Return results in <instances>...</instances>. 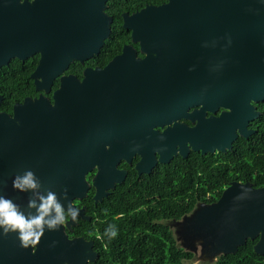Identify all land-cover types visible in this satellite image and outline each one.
Wrapping results in <instances>:
<instances>
[{
  "label": "water",
  "instance_id": "95a60500",
  "mask_svg": "<svg viewBox=\"0 0 264 264\" xmlns=\"http://www.w3.org/2000/svg\"><path fill=\"white\" fill-rule=\"evenodd\" d=\"M107 1L0 0V68L12 59L39 54L31 77L38 90L48 91L73 60L99 53L111 32ZM125 19V27L141 41L144 59L125 48L81 83L72 84L70 76H62L53 102L42 95L27 97L14 105V117L0 112V195L17 204L25 216L36 214V208L28 207L29 200L38 207L40 197L49 192L65 210L69 204L76 207L73 200L82 199L89 187L84 173L95 165V201L107 197L125 173L106 166L105 141L118 152H126L124 144L138 149L142 158L136 168L142 174L156 165L155 151L161 163L178 155L186 158L190 150L227 152L239 136L253 132L248 125L260 112L251 101L264 100V0H169ZM141 86L148 91L145 99H137V93L132 99L122 92H106ZM198 103L228 111L206 120L194 111L197 126L180 124L177 119ZM171 122L173 126L161 133L153 130ZM9 152L27 154L21 167L12 168L20 169L21 177L33 172L37 183L19 197L6 189ZM83 213L79 209L86 219ZM167 221L166 225L179 227L173 233L176 240L183 239L180 247L195 253L199 244L207 260L236 253L259 234L254 251L264 254V186L233 182L217 201L198 202L191 213ZM74 223L70 217L58 231L45 226L39 243L28 248L21 246L17 233L3 234L0 229V264L96 261L92 241L69 238L65 227Z\"/></svg>",
  "mask_w": 264,
  "mask_h": 264
},
{
  "label": "trees",
  "instance_id": "16d2710c",
  "mask_svg": "<svg viewBox=\"0 0 264 264\" xmlns=\"http://www.w3.org/2000/svg\"><path fill=\"white\" fill-rule=\"evenodd\" d=\"M36 64L37 55L26 60L12 59L8 66L0 68V94L10 102L30 95L34 90L31 73ZM254 125L258 128L256 139L238 138L234 152L221 153L218 161L211 154L193 153L188 159L178 156L166 172L118 185L116 196L101 206L105 220L100 222L98 257L88 264H186L191 260L194 253L178 245L173 230L164 221L181 219L198 202L217 201L228 177L227 167L233 165L228 163L233 153L234 168L246 166L243 177H248L254 187L264 186V117L255 120ZM153 190L159 197H153ZM209 191L216 192V196L208 198ZM118 213L123 214L116 216ZM109 225L117 230L115 238L104 235ZM213 264H264V255L256 253L249 240L236 253L220 255Z\"/></svg>",
  "mask_w": 264,
  "mask_h": 264
},
{
  "label": "flooded vegetation",
  "instance_id": "af4514ba",
  "mask_svg": "<svg viewBox=\"0 0 264 264\" xmlns=\"http://www.w3.org/2000/svg\"><path fill=\"white\" fill-rule=\"evenodd\" d=\"M169 0H108L106 3L105 12L108 16L112 18L111 22V32L109 37L105 40L104 45L101 47L98 54H94L93 56L86 58L84 60L75 59L73 60L68 68L58 76H56L52 82L50 83V89L47 91L45 88H42L38 90L36 87L35 80L31 77L32 81V87L34 88L33 91H31L30 95H25L23 99L21 100H14L13 102H10V100H6V97L3 94H0L2 96V99L0 100V112H4L9 117H14L15 113L13 111L14 105L16 103L23 102L25 98L31 97V98H38L40 95L45 96L49 98L52 102L54 101L53 96L57 89L60 88L61 85V77L62 76H70L73 79V83H81L84 81V78L88 73H90L94 69H104L107 67V65L117 56L121 55L125 48L129 49L130 52L135 53V57L137 59H144L146 57V53L142 51L140 40L134 39L133 35V29L125 27V18L130 17L134 15L135 13H138L142 9L146 8L147 6L152 5H161L167 3ZM105 48L106 50L103 52L102 49ZM37 55V65L39 64L40 55ZM34 55V56H36ZM10 64V63H9ZM8 66V65H7ZM35 67V69H36ZM2 68V67H1ZM33 70V72L35 71ZM32 72V73H33ZM31 73V74H32ZM145 75L144 72L141 71V76L143 77ZM148 75V74H147ZM42 77L40 76V81ZM43 80V79H42ZM44 84V80L41 81ZM9 84V82H8ZM9 86V85H8ZM10 87V86H9ZM73 93H75V88L72 90ZM107 93H114V92H122L125 93V97L134 99V94L137 93L136 98L145 99L147 97L148 91H145L143 89V86L137 87V88H127V89H112L107 90ZM132 94L131 96H129ZM251 105L255 106V109L260 112L259 116L251 121L248 125V129L253 130V132L248 137H242L247 139V141H254L256 139V134L258 132L257 126L254 125V121L257 120L260 117H264V100L254 102L251 101ZM197 111L200 112L199 115L203 116L204 120L209 118H216L220 116V114L223 111H228L222 106L214 107L211 104H205V103H198L188 108L187 113L185 116H181L177 119V121L180 124H183L187 127H195L199 123V118L197 116H191V113ZM173 126V122L171 123H164L161 126H154L153 130L161 133L168 127ZM239 136L238 138H240ZM237 138V139H238ZM236 139V140H237ZM235 140V141H236ZM123 145V144H122ZM126 147V152H118L114 145L111 143L105 141L103 144L105 148V156L103 158L104 162L107 163L106 166L113 165L118 172L125 173L123 176V179L120 183H116L115 187L109 190V194L107 197H104L102 201H95V193L96 189L92 185L95 177L98 173V165H95L92 169L86 171L84 173V177L86 182L89 184V187L87 189V194L82 198H76L73 200V203L75 204L76 208L78 209H84V216L87 218L84 219L81 215L78 216V218L75 220V223L71 225L70 228L65 227V231L67 232L69 238H75V237H82L87 241L93 242V248L98 253L97 248L99 247L102 239V229H101V223L105 220V213L101 212V206L103 207V203L109 199L114 198L116 196L117 186L126 184L127 182L131 183L132 181H138L141 178L146 177L147 175H157L158 172L161 171H168V167L170 166L171 161L180 156H175L170 162L168 163H161L159 159V154L157 151L154 152L155 157H157L156 165L151 169L150 173H142L139 174L138 170L136 168L137 164L141 161L142 155L140 154L138 149H134L133 147L130 148L129 145L124 144ZM234 145V143H233ZM121 147V146H120ZM112 151V153H110ZM233 151V147L231 150L227 151L230 152ZM227 152H215V153H207V154H201L200 152H195L190 150L188 153V156L184 159H188L193 153H199L201 156H207L208 154L214 155L215 157H212V159L215 158L216 161L219 160L221 153H227ZM234 152V151H233ZM35 156V155H34ZM27 154L25 155L23 152H9L7 154V164L9 166L8 170V182L7 190L8 194L10 196L19 197L23 194V191H20L18 189H15L13 187V177L16 178L17 176H21L20 169L13 170L12 166L21 167L22 164L26 161ZM181 157V156H180ZM229 157V156H226ZM226 157H222L225 158ZM234 157L235 153H233V156L231 155V158L228 159L229 164H233L232 166L229 165L227 167V175L228 177L225 179V185L222 189V192L224 189L229 186L233 182H241L246 183L252 182L250 179L246 176L243 177L244 171L246 169V166H243V168H234ZM210 160V159H209ZM211 161V160H210ZM163 166V169H161ZM235 171L237 174H235ZM233 177H232V175ZM120 176V174H119ZM253 185V184H252ZM154 191V190H153ZM221 192V194H222ZM208 198H214L216 196V192H207ZM148 196V195H147ZM221 196V195H220ZM149 197V196H148ZM153 197H159V194L154 191ZM101 204V205H100ZM123 213H118L116 216H121ZM70 217L66 218V221H68ZM65 221V222H66ZM164 221V220H163ZM167 221V220H165ZM101 222V223H100ZM253 242V249L255 245L260 240V234L256 235L254 238H248V241ZM246 242V243H247ZM264 255V254H262Z\"/></svg>",
  "mask_w": 264,
  "mask_h": 264
},
{
  "label": "clouds",
  "instance_id": "9594fccd",
  "mask_svg": "<svg viewBox=\"0 0 264 264\" xmlns=\"http://www.w3.org/2000/svg\"><path fill=\"white\" fill-rule=\"evenodd\" d=\"M13 187L25 192L37 188L34 173L27 171L22 177L17 176L13 181ZM67 194L68 189L65 188V197ZM28 207L36 208V214L25 216L17 204L0 195V229L3 230V234L17 233L21 246L24 248L39 243L45 233V226L49 231H58L67 217L75 221L79 216L78 208L69 204L65 210L53 192H49L46 197L41 196L38 207L35 201L29 200ZM52 213L55 215L53 216ZM104 235L110 239L115 238L117 236L115 226L109 225Z\"/></svg>",
  "mask_w": 264,
  "mask_h": 264
},
{
  "label": "rangeland",
  "instance_id": "374dc122",
  "mask_svg": "<svg viewBox=\"0 0 264 264\" xmlns=\"http://www.w3.org/2000/svg\"><path fill=\"white\" fill-rule=\"evenodd\" d=\"M168 221H164V223H166ZM169 223V222H168ZM171 227V225H169ZM172 230L175 231L179 228L178 226H176L175 224L172 225ZM176 238H178L176 236ZM179 246H183V239L179 238L177 240ZM197 251L194 253V257L191 260L185 261L186 264H212V262H214L215 259H211V260H207L205 259V255H203V253L201 252V247L198 244L197 246Z\"/></svg>",
  "mask_w": 264,
  "mask_h": 264
}]
</instances>
